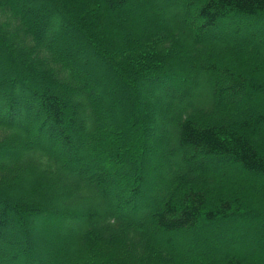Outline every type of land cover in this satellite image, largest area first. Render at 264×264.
I'll list each match as a JSON object with an SVG mask.
<instances>
[{
	"label": "trees",
	"instance_id": "1",
	"mask_svg": "<svg viewBox=\"0 0 264 264\" xmlns=\"http://www.w3.org/2000/svg\"><path fill=\"white\" fill-rule=\"evenodd\" d=\"M176 45L190 59L155 70ZM257 97L264 0H0V264H264Z\"/></svg>",
	"mask_w": 264,
	"mask_h": 264
},
{
	"label": "rangeland",
	"instance_id": "2",
	"mask_svg": "<svg viewBox=\"0 0 264 264\" xmlns=\"http://www.w3.org/2000/svg\"><path fill=\"white\" fill-rule=\"evenodd\" d=\"M32 1H41V0H32ZM146 8L147 6L143 5L141 6L139 9L143 12H146ZM134 8L132 7H129L128 10L129 11H134L133 10ZM148 12V11H147ZM98 18L99 20L103 19L105 20L103 25L106 26V28L109 29V27L111 28L112 27V19H111V15L109 14V12H101L98 14ZM137 22V20L135 18H131V23L129 25H124L125 24V21H118V31L117 28L114 26L115 28V31L116 33H113V37H117L118 39H120L121 41H125V39H123V33L125 32V30L129 29L131 30L132 28L131 27H134L136 30H138L139 32H136V34H142L141 32V28L139 29V25L137 26H134L135 23ZM121 30H123L124 32H121ZM133 30V33H134V29ZM110 31V29L108 30V32ZM111 32V31H110ZM127 35H130V33H128ZM119 36V37H118ZM251 37L253 38V36L251 35ZM245 44L249 43L250 41L248 40H244ZM234 51L232 52H229L228 50H225V53L222 54V59L225 61L226 64H231L232 63V66H228L227 65V68L230 69L231 72H234V73H239V72H242V71H247L248 69V64L246 63L248 57L247 55L244 53V52H240V51H236L235 49H233ZM87 51V50H86ZM155 53L154 54H157L159 56L158 59H159V62L160 64L159 65H156L154 64L153 66L155 67H161V70L159 69H156L154 68L155 70H158L159 72H165L166 75L168 74V72L170 73H173V72H177V70H179L178 68H180V66H182V64L185 62V61H188L191 57L190 53H188L184 48H181L179 45H176L172 50H167V49H163V47H159L156 51H154ZM88 55H90L92 57V59L94 60V56H93V53L91 51H87ZM153 53V52H152ZM152 53H150L147 57H145V59H148L150 58V56H152ZM145 59H143V63L146 62L144 61ZM98 63V64H97ZM97 64L98 67L101 69V70H106L107 66L106 64H104L103 62H100L98 60H94L92 62L91 65H95ZM225 68V71L227 70L226 67ZM228 72V71H226ZM99 79H102V78H99ZM129 88L130 89H133L135 91H140L142 92L143 90L139 89L135 84H133V79L131 80L130 84H129ZM104 91L106 92V94L108 95H113V96H116L117 98V104L118 106H121L122 108H127L128 107V104H127V98L125 97L124 94L121 93L122 91V86L120 85L119 81L116 82V88L115 89H107V87L105 88L104 87ZM169 91V90H168ZM120 95V96H119ZM119 98V99H118ZM121 98V99H120ZM155 99V97L153 96H150V99ZM238 100H241L238 99ZM256 101H251L247 106V109H259V105L258 103H264V97H257L255 99ZM144 101H147L145 98H144ZM258 101V102H257ZM140 105H141V113L146 115L147 116L149 115L150 117L154 116V113H152V111H150L151 109L148 110V105L147 103H142L140 102ZM31 125V124H29ZM153 125V122L151 120L148 121V124L145 126L146 129L147 128H151ZM32 127V126H31ZM29 126V128H31ZM142 130V133L141 135H143L144 138L148 137L146 136V132ZM145 135V136H144ZM121 141H122V138H120ZM109 140L107 139V137H104L101 139V141L99 142V145H103V147H106L108 146L107 143ZM91 144H94V142H92ZM131 147L130 146H127L125 147L123 150L125 151H131ZM156 152H150L149 155L147 156L145 154V158L147 159V157H151L153 154H155ZM220 166L221 168H225L226 165L223 163V161L220 163ZM234 241V231L232 230H228L225 232V244L224 246L227 247L230 243H233Z\"/></svg>",
	"mask_w": 264,
	"mask_h": 264
}]
</instances>
